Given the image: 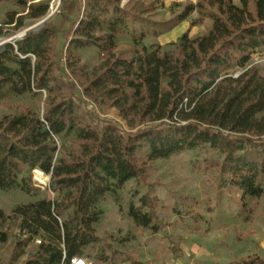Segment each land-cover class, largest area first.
<instances>
[{"label": "trees", "instance_id": "1", "mask_svg": "<svg viewBox=\"0 0 264 264\" xmlns=\"http://www.w3.org/2000/svg\"><path fill=\"white\" fill-rule=\"evenodd\" d=\"M8 2L19 8L4 15L3 25L13 31L49 9V0H0ZM120 2L62 0L75 20L58 52V32L48 25L0 49V101L44 94L41 117L24 106L0 117V190L19 186L25 170L36 169L49 176L51 191L61 194L17 205L9 215L0 211V244L8 241L7 223L16 225L21 238L0 264H69L84 257L100 241L94 232L98 203L130 181L148 187V163L181 152L218 155L219 161L205 157L197 168L214 167L221 186L237 193L242 210L264 193V76L250 65L264 48V0H239L238 6L233 0H199L168 21H154L145 15L149 9L137 12ZM194 12L190 27L208 19L206 34L184 33L176 43L142 47L132 58L116 54L118 37L134 43L159 37ZM85 48L97 49L99 64L91 69L80 60ZM235 69L240 72L232 76ZM90 104L110 105L142 127L126 131ZM68 133L74 134L75 147L55 159V139ZM139 202L147 211L130 206L129 216L159 233V201L145 194ZM36 238L40 244L22 260ZM118 257L111 250L98 258L116 264ZM239 264H264V258L252 255Z\"/></svg>", "mask_w": 264, "mask_h": 264}, {"label": "rangeland", "instance_id": "2", "mask_svg": "<svg viewBox=\"0 0 264 264\" xmlns=\"http://www.w3.org/2000/svg\"><path fill=\"white\" fill-rule=\"evenodd\" d=\"M199 0H121V6L128 7L154 21H168L181 13L187 5H195ZM239 5V0H233ZM9 11L19 12L14 2L0 4V41H18L30 31H37L45 25L53 27L57 32L56 49L60 51L64 45L63 34L75 20V13L64 10L62 0H49V9L53 12L50 18L38 25V20H27L24 26L13 31L4 26V15ZM197 17L192 13L187 21L172 31L159 37H149L134 43L127 37H118L115 41L116 54L128 58L136 57L142 47L150 49L154 46L164 47L176 43L181 35L195 37L206 34L211 21L206 19L203 24L190 27L189 22ZM182 29L175 34L177 30ZM23 34V35H21ZM81 63L89 69L97 66L96 48H85L79 53ZM250 65L256 67L264 76V48L257 50L251 58ZM240 72H231L236 76ZM39 94L36 97L23 95L10 100L0 101V117L17 113L18 107H28L41 117L43 110ZM102 118L114 121L126 131H134L140 127L131 117L123 119L119 112L110 105L97 106L90 104ZM58 152L55 159L67 155L74 149V134L68 133L56 137ZM140 157L145 160V151ZM211 162L219 161V156L212 152L189 150L170 156L164 160L148 163L145 187L135 181L128 182L123 190L107 194L97 205L101 212L99 221L94 225L95 236L99 243L89 246L84 257L97 262L111 264L110 261L99 260L100 255L109 256L113 250L119 254L116 264H130L124 258L131 257L142 264H239L252 255L264 258V193L260 200L242 210L238 195L234 190L221 186L217 170L212 167L199 171L204 158ZM37 174L25 170L19 178V186L9 191L0 190V211L9 215L21 204L37 202L43 198L57 200L59 193H53L35 180ZM48 177V176H47ZM46 181V179H44ZM46 183V182H45ZM24 185L31 190L30 194L21 190ZM41 186L37 188L36 186ZM50 186V180L49 184ZM145 194L156 197L159 201V222L163 227L157 234L137 226L129 216V207L145 213L139 199ZM71 211L64 214L68 217ZM5 230L9 237L6 244H0V259L5 260L8 251L21 239L14 224L7 223ZM22 237V236H21ZM38 239L31 242L25 250L24 260L38 245Z\"/></svg>", "mask_w": 264, "mask_h": 264}, {"label": "built area", "instance_id": "3", "mask_svg": "<svg viewBox=\"0 0 264 264\" xmlns=\"http://www.w3.org/2000/svg\"><path fill=\"white\" fill-rule=\"evenodd\" d=\"M35 174H37V176H40L42 179H46V183L42 184L41 181H39L37 179V177H35V180H37L39 183H41V185H43L44 187H42V189H45V187L48 188V190H50L49 188V176L47 177V175L43 174L42 172L38 171V170H32ZM37 188L41 189V186L37 185ZM37 244H40V241H36ZM69 264H107L105 262H97L95 263L94 261L87 259L85 257H80V258H72L71 260H69Z\"/></svg>", "mask_w": 264, "mask_h": 264}, {"label": "water", "instance_id": "4", "mask_svg": "<svg viewBox=\"0 0 264 264\" xmlns=\"http://www.w3.org/2000/svg\"><path fill=\"white\" fill-rule=\"evenodd\" d=\"M50 13H47L45 16H43L39 21H37V24L38 25H41V24H43L45 21H47L49 18H50ZM21 35H23V34H21ZM16 41H13V42H11V41H8V40H1L0 41V49L4 46V45H6V44H14Z\"/></svg>", "mask_w": 264, "mask_h": 264}, {"label": "bare ground", "instance_id": "5", "mask_svg": "<svg viewBox=\"0 0 264 264\" xmlns=\"http://www.w3.org/2000/svg\"><path fill=\"white\" fill-rule=\"evenodd\" d=\"M49 13H50V15L53 14L52 11H50ZM181 30H182V29L180 28L179 30H177V32H175V34H177L178 32H180ZM37 179H38L39 181H41L42 184H44V183L46 182V181H45L44 179H42L40 176H37Z\"/></svg>", "mask_w": 264, "mask_h": 264}]
</instances>
